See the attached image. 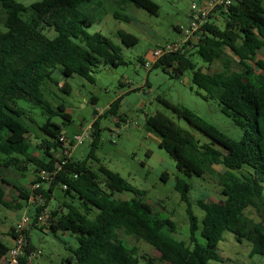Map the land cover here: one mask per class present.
Masks as SVG:
<instances>
[{
	"label": "trees",
	"instance_id": "obj_1",
	"mask_svg": "<svg viewBox=\"0 0 264 264\" xmlns=\"http://www.w3.org/2000/svg\"><path fill=\"white\" fill-rule=\"evenodd\" d=\"M109 1L37 0L27 5L18 0H0V205L19 209L32 196L41 195L45 205L35 207L31 226L42 230L49 226L56 237L65 232L75 237L76 247L66 259L69 264H139L141 260L159 264L140 253L137 245L121 239V232L146 240L160 252V261L169 264L223 262L217 248L225 231L234 233L238 241L252 243V254H264V57L259 55L260 50L264 51V0H234L227 11L219 13L226 22L224 28L213 21L195 49L165 54L152 65L162 66L176 77L193 70V83L205 91L203 97L217 98L222 111L243 131L240 138H233L185 106L167 104L208 141L201 142L194 133L162 117L147 118L149 128L159 137L160 147L171 155L184 176L203 178L216 166L221 167L215 173L223 198L213 202L198 199L205 211L201 221L192 210L191 185L182 177L176 178L175 187L188 206L189 241L173 236L175 221L161 217L151 203L138 197L143 194L141 190L104 165L93 170L88 158L75 160L69 156L49 185L32 190L5 175L8 170L23 177L33 172L37 184L42 181V170L53 171L56 163L62 162L65 139L68 141L63 131L70 116L64 103L54 106L47 97L48 80L57 83L55 74L59 72L66 77L77 73L95 82V67L102 60L112 65L124 63L119 44L100 31L88 30L98 18L96 13L106 12ZM129 1L152 14H158L160 9L154 0ZM114 16L130 20L118 12ZM117 36L127 46L139 40L123 30ZM227 49L234 57L227 54ZM193 52L208 64L221 61L223 69L211 73L197 68ZM139 60L144 64L143 59ZM67 88L62 90L66 92ZM122 98L114 100L104 115L115 114ZM25 104L40 107L45 117L39 126L44 137L37 143L41 156L31 151ZM91 137L90 156L97 159L94 149L100 139L98 118L92 124ZM169 178L167 172L161 174L163 181ZM57 185L62 186L71 203L57 205L50 212L47 226H39L38 214L48 207ZM6 186L17 193L12 202L5 199ZM127 190L136 196L114 197L116 192ZM249 208L260 215L259 220L248 214ZM26 232L31 247L30 230ZM9 248L0 238V259ZM22 260V264H28L26 257Z\"/></svg>",
	"mask_w": 264,
	"mask_h": 264
},
{
	"label": "rangeland",
	"instance_id": "obj_2",
	"mask_svg": "<svg viewBox=\"0 0 264 264\" xmlns=\"http://www.w3.org/2000/svg\"><path fill=\"white\" fill-rule=\"evenodd\" d=\"M18 1L28 5L37 0ZM154 1L160 6L158 14H152L129 0H110L106 5V12L96 13L98 18L88 30L100 31L119 44L122 47L124 63L112 65L102 60L95 67V82L77 73L66 77L57 72L55 74L57 83L48 80L45 92L54 106L64 103L69 113L70 122H66L64 128L69 142H74L76 135L83 134L96 118L99 119L100 139L97 148L94 149L97 159L90 156L93 149L92 137H86L81 143H75L72 151L73 159L88 158V165L93 170L98 171L100 166L104 165L120 173L130 186L142 191L143 194L138 197L151 203L157 214L175 221L177 225L173 234L175 238L189 241L188 206L175 187L176 178L182 177L191 185L192 210L201 221L205 211L198 205V199L213 202L223 198L218 176L215 173L221 171V167L216 166L213 173H207L203 178L184 176L177 169L171 155L160 147L159 137L149 128L147 118L162 117L194 133L201 142L208 141L206 135L186 119L179 117L167 104L185 106L233 138H240L243 131L222 111V105L217 98L203 97L205 91L193 83V70L189 69L182 76L176 77L165 71L162 66L145 67L139 60L141 58L145 62L151 61L154 49L175 41L181 28L188 24L192 3L203 0ZM84 12L91 13L90 10ZM115 12L122 14L123 17H129L130 20L115 17ZM217 23L223 28L226 24L223 17ZM119 30L133 33L139 38L138 42L131 46L124 45L117 36ZM49 34L53 35V32L50 31ZM226 52L233 56L230 49ZM148 54H150L149 59L146 58ZM259 55L264 57V51L260 50ZM191 57L196 62L197 68L202 67L204 71L213 73L223 69L221 61L208 64L194 52ZM233 66L236 67L235 62ZM63 88L69 90L64 92ZM119 96L123 98L116 113L104 115L110 104ZM24 106L31 130L28 134L31 151L41 156L42 150L38 148L37 143L44 137L39 126L45 117L43 118L40 107L32 104ZM56 119L62 120L61 117ZM216 147L220 148L218 145ZM163 172L170 175L166 182L161 179ZM5 175L28 190H32L36 179L33 172L23 177L8 170L5 171ZM14 196H17L15 190L6 186L5 199L12 202ZM135 196V193L129 190L116 192L114 195L118 199H130ZM66 201L71 203V198L63 191L61 185H57L51 200L47 203V209L51 212L57 205ZM38 202L36 197L32 196L19 209L0 205V238L5 243H10L8 237L12 236L13 228L20 216L27 213L32 217ZM247 212L254 219H260V215L254 209L249 208ZM28 229L33 243L29 249L32 264H38V258L42 264H69L66 259L73 254L72 248L76 247L75 237L68 235L67 232L56 237L49 231V226L42 230L30 225ZM120 237L130 245H137L140 253L153 258L157 263L169 264L160 261V252L146 240L124 232L120 233ZM199 239L205 243L203 237L199 236ZM252 249V243L245 239L238 241L234 233L225 231L217 248L224 261H213V263L264 264V254H252ZM139 264H147V262L141 260Z\"/></svg>",
	"mask_w": 264,
	"mask_h": 264
},
{
	"label": "built area",
	"instance_id": "obj_3",
	"mask_svg": "<svg viewBox=\"0 0 264 264\" xmlns=\"http://www.w3.org/2000/svg\"><path fill=\"white\" fill-rule=\"evenodd\" d=\"M233 2L234 0H203L200 2H193L189 13L188 24L181 28L177 39L154 49L152 60L144 62V66L151 67L165 54L179 51L186 52L195 49L203 39L204 35L208 33L207 25L213 21L217 23L221 16L219 13L221 11H227ZM91 133L92 125L89 126L83 134L76 135L72 144L65 139L66 143L64 144L61 156L62 162L56 163L53 171L42 170L39 173L42 181L33 184V188H38L44 184L49 185L53 181L57 172L66 163V158L72 155L75 143H81L86 137H91ZM34 197L39 201L37 206L45 205V199L41 195H35ZM49 216L50 212L45 206L38 214L37 225L45 226L48 224ZM31 224L32 218L27 213H24L15 227V237H13L14 244L1 257L0 264H22V259L24 257L27 258L28 264H32V255L30 254L31 252H29L30 242L26 232Z\"/></svg>",
	"mask_w": 264,
	"mask_h": 264
},
{
	"label": "crops",
	"instance_id": "obj_4",
	"mask_svg": "<svg viewBox=\"0 0 264 264\" xmlns=\"http://www.w3.org/2000/svg\"><path fill=\"white\" fill-rule=\"evenodd\" d=\"M149 55H150V54H148L146 58H148V59H149V58H150V57H149ZM131 90H133V88H131ZM8 238H9V240H10V243H9V244H7V243H6V244H7L8 246H10V247H11V246L14 244V239H13V236H11V237H8ZM2 240H3V239H2ZM37 263H38V264H42V263L39 261V258H38V260H37Z\"/></svg>",
	"mask_w": 264,
	"mask_h": 264
},
{
	"label": "water",
	"instance_id": "obj_5",
	"mask_svg": "<svg viewBox=\"0 0 264 264\" xmlns=\"http://www.w3.org/2000/svg\"><path fill=\"white\" fill-rule=\"evenodd\" d=\"M63 132H65V130Z\"/></svg>",
	"mask_w": 264,
	"mask_h": 264
}]
</instances>
